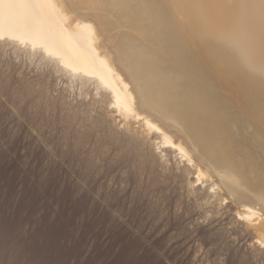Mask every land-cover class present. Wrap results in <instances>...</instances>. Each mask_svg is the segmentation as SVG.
<instances>
[{"label":"bare ground","instance_id":"6f19581e","mask_svg":"<svg viewBox=\"0 0 264 264\" xmlns=\"http://www.w3.org/2000/svg\"><path fill=\"white\" fill-rule=\"evenodd\" d=\"M0 51L75 88L71 124L174 162L264 256V0H0Z\"/></svg>","mask_w":264,"mask_h":264},{"label":"rangeland","instance_id":"374dc122","mask_svg":"<svg viewBox=\"0 0 264 264\" xmlns=\"http://www.w3.org/2000/svg\"><path fill=\"white\" fill-rule=\"evenodd\" d=\"M6 52L0 51V264H264L229 210L197 206L174 162L152 164L100 125L71 124L61 99L77 105L75 88L71 93L62 78ZM41 77L49 95L36 94ZM80 182L88 187L74 198ZM26 225L34 227L17 242Z\"/></svg>","mask_w":264,"mask_h":264},{"label":"snow or ice","instance_id":"6c2138e0","mask_svg":"<svg viewBox=\"0 0 264 264\" xmlns=\"http://www.w3.org/2000/svg\"><path fill=\"white\" fill-rule=\"evenodd\" d=\"M87 184L85 182H80V188L79 190L75 193L74 198H78L86 189H87ZM96 199H99V195L97 194ZM114 216L118 217L120 222H125L127 220L126 217L122 216L119 212L114 211L112 213ZM34 226L31 225H26L22 230H19L17 233V242L24 240L28 237L30 231L32 230ZM3 264H7V262H3ZM13 264H37V262H29L26 260H15L13 261Z\"/></svg>","mask_w":264,"mask_h":264}]
</instances>
